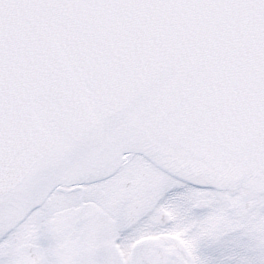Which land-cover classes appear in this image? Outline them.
Instances as JSON below:
<instances>
[{
    "label": "snow or ice",
    "instance_id": "obj_1",
    "mask_svg": "<svg viewBox=\"0 0 264 264\" xmlns=\"http://www.w3.org/2000/svg\"><path fill=\"white\" fill-rule=\"evenodd\" d=\"M0 264H264V0H0Z\"/></svg>",
    "mask_w": 264,
    "mask_h": 264
}]
</instances>
